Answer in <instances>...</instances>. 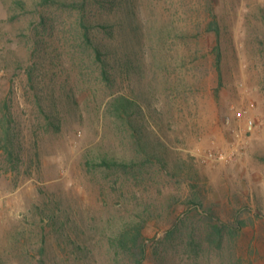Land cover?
<instances>
[{
    "label": "rangeland",
    "instance_id": "1",
    "mask_svg": "<svg viewBox=\"0 0 264 264\" xmlns=\"http://www.w3.org/2000/svg\"><path fill=\"white\" fill-rule=\"evenodd\" d=\"M13 1L0 0L1 261L112 264L105 242L126 220L143 224L152 251L176 222L194 219L203 235L213 217L242 222L221 251L208 246L196 259L184 231L162 244L163 255L175 264H264V0H133L131 14L115 6L121 28L98 32L112 44L113 84L79 37L74 11L46 6L50 28L39 27V45L35 1L27 9ZM103 4L95 9L106 12ZM52 95L59 126L37 105ZM111 95L137 99L129 112L144 151L108 108ZM7 120L12 156L1 136ZM156 150L165 166L88 163L107 153L141 161ZM197 198L206 213L189 212ZM52 208L74 220L65 232L83 252L52 233ZM151 251L146 264H158Z\"/></svg>",
    "mask_w": 264,
    "mask_h": 264
},
{
    "label": "trees",
    "instance_id": "2",
    "mask_svg": "<svg viewBox=\"0 0 264 264\" xmlns=\"http://www.w3.org/2000/svg\"><path fill=\"white\" fill-rule=\"evenodd\" d=\"M35 1V9L39 11L38 14V33L36 34V44L42 43L43 38L39 27H45V30H49L50 26H47L49 20L51 18L50 13H47V7L54 8H67L75 12L76 20L74 22V26L79 33V37H81L85 46L91 50V55L95 58L96 62L100 64V72L102 75V79L107 83H114L117 80V77L114 76L113 67V56L114 51L110 46H112L111 42H108L106 38L98 36V32L100 30H104L107 33H110V30H115L116 28L119 30L122 25V20L120 18H114L113 11L110 10L115 6H121L125 8V11L130 9V14L133 13V0H34ZM22 9H27L28 4L27 0H14ZM212 2V0H210ZM100 3H104L103 7L107 8V11L102 13L101 11L95 9L96 5ZM110 6V7H108ZM96 10V11H95ZM54 27V25H53ZM209 29L214 30L219 36L220 30L218 27L217 21H212L210 23ZM46 41V39H45ZM219 49V48H218ZM121 50H124L123 47ZM218 68L220 69V60H221V52L218 51ZM31 75V72H30ZM69 95V94H67ZM52 99V100H51ZM51 99H47L50 105L45 104L41 97L37 99V105L41 112V115L46 117L49 122L54 123L55 126H59L57 120L60 121V116L58 112V104L56 100V96L52 95ZM69 103L74 104V106H78V101L74 96V101L69 98ZM139 104L136 98H129L124 95H111V98L108 101V108L115 106V115L118 118L124 119L129 128L131 129V133L136 137V143L139 144L141 148H144L145 142L143 141L142 134L139 130H136V127H141V124H138V119L134 118V116H130L129 108L132 104ZM68 104V102H67ZM140 107V106H139ZM141 108V107H140ZM7 117V116H5ZM56 118V119H53ZM12 128L11 125L4 124L3 129L1 130V136L4 140V149L5 152L10 156L13 155L12 149ZM144 151V149H143ZM162 154H158L157 150L155 152H148V155L145 159L139 161L140 158H127V157H119L117 154H103L99 155L97 159L94 161H89L90 164H98L99 166H106L108 168L115 167H131L140 166V162L148 163L149 161L157 160L158 163L163 166L166 165V161L161 156ZM100 162H98L99 160ZM196 201H191V203L195 204V207L192 206L189 208L190 213L195 212L197 215L200 213H206L207 211H203L204 203L201 198H197ZM205 209V208H204ZM198 212V213H197ZM48 217V221L50 226L52 227V233L58 234L59 237L69 239L68 243L73 245V247L79 251L85 249V246L80 243L77 239L72 238L73 236L70 233L65 232L66 227H72L74 220H71L70 215L65 216L59 212L58 209L47 210L45 212ZM190 214H188V218ZM70 218V219H69ZM242 227V222H238L237 224L229 223V222H220L214 221L213 217H209L207 222V227L202 231L205 234H197L198 226H196V222L194 219L192 220H181L180 223L176 222L170 230H168L165 236L160 237L155 246H153L152 251L150 249V245L147 242V238L144 236L143 224L137 219L126 220L122 225L116 226L112 228L111 233L108 234V240L105 242L109 251V260L112 264H146L148 255L153 252L154 258L158 264H175L174 261L167 259L162 253V244H173L175 241V237L178 234L183 233L184 231L188 232L187 240L184 239L185 246L187 250H189L196 259L199 258L201 252H203L208 246L212 249H216L221 251L224 247L226 233L230 234L231 237H235L238 234V231ZM185 236V235H184ZM106 238V239H107ZM45 241V240H44ZM90 259V257H89ZM166 259V260H165ZM90 262L87 264L94 263L92 261V257ZM164 261V263H163ZM0 264L3 263L0 259Z\"/></svg>",
    "mask_w": 264,
    "mask_h": 264
},
{
    "label": "built area",
    "instance_id": "3",
    "mask_svg": "<svg viewBox=\"0 0 264 264\" xmlns=\"http://www.w3.org/2000/svg\"><path fill=\"white\" fill-rule=\"evenodd\" d=\"M250 123L252 124V121H250Z\"/></svg>",
    "mask_w": 264,
    "mask_h": 264
}]
</instances>
